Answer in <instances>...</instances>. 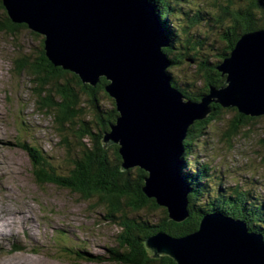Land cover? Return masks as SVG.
<instances>
[{
	"label": "water",
	"instance_id": "obj_1",
	"mask_svg": "<svg viewBox=\"0 0 264 264\" xmlns=\"http://www.w3.org/2000/svg\"><path fill=\"white\" fill-rule=\"evenodd\" d=\"M10 21L44 38L46 57L95 86L101 78L115 101L116 123L104 148L119 146L122 170L139 167L144 194L166 209L169 220L188 218L189 185L179 175L183 141L212 103L240 115L264 117V30L241 36L218 71L224 86L200 104L173 88L165 31L148 0H0ZM155 259L175 264H264V239L243 221L206 216L192 234L159 233L144 241Z\"/></svg>",
	"mask_w": 264,
	"mask_h": 264
},
{
	"label": "trees",
	"instance_id": "obj_2",
	"mask_svg": "<svg viewBox=\"0 0 264 264\" xmlns=\"http://www.w3.org/2000/svg\"><path fill=\"white\" fill-rule=\"evenodd\" d=\"M148 2L157 14L168 39V47L164 50L170 63L166 70L167 76L173 88L182 93L186 101L198 103L211 90L221 89L225 77H222L218 67L230 56L241 36L264 30V0H244L245 4L238 8L235 0H225V6L209 4L207 8L202 6L203 9L197 0ZM193 3L196 10L190 8ZM213 7L219 9L217 18ZM0 9L4 18L3 22L0 21L1 29L12 35L28 30L26 25H16L10 21L1 2ZM180 19L187 20L186 27L178 23ZM210 20L226 27L222 35L225 47L217 55L219 57L215 63L208 57H201L198 50L195 53V48L201 44L192 41L190 36L192 29ZM30 34L41 38V42L33 48V55L21 53L16 56L15 70L18 74L28 73L33 77L37 91L36 104L40 105L37 108L53 117L59 136L64 135L62 141L66 154L55 158L49 154L43 155L36 146L25 141L19 145L31 156L32 176L36 185L53 186L85 201L98 202L109 212L108 221L121 227L120 240L123 248L118 245L109 249L107 260L115 264H175L168 257L155 259L146 249L144 241L159 233H166L174 238L188 236L198 229L201 220L213 214L243 221L249 232L261 235L264 239V202L251 203L246 197L247 193L238 187L226 196L210 194V166L201 164L195 150L199 139L207 133L209 124L218 120L221 112L235 113L233 122L225 132L229 142L239 134L242 127L262 117H246L236 109L224 110L220 105L212 103L208 117L189 127L183 141L179 166L180 177L190 187L188 218L175 223L169 220L165 208L144 194V180L148 174L139 167L122 170L123 160L119 154V146L104 148L103 137L110 132L118 118L116 103L105 90L109 84L107 80L101 78L95 86H90L82 83L75 74L54 67L46 57L44 38L33 32ZM185 62L197 66L199 80L204 81L200 88L196 89L194 83L176 80L177 70ZM49 85L56 90L54 96L47 94ZM204 196L205 202L202 199ZM143 213L146 215L143 216ZM86 251L87 248L78 253H85L84 256L93 258Z\"/></svg>",
	"mask_w": 264,
	"mask_h": 264
},
{
	"label": "rangeland",
	"instance_id": "obj_3",
	"mask_svg": "<svg viewBox=\"0 0 264 264\" xmlns=\"http://www.w3.org/2000/svg\"><path fill=\"white\" fill-rule=\"evenodd\" d=\"M197 1L200 8H207L209 4H226L225 0ZM235 1L237 8L245 4L244 0ZM190 6L196 10L194 3ZM213 8L217 18L219 9ZM0 21H4L1 9ZM186 22V19L178 21L185 27ZM225 29L224 25L211 20L192 29V41L201 44L195 48V53L198 50L201 57H208L215 63L219 57L217 55L225 47L222 41ZM39 42L41 38L34 37L29 30L12 35L1 29L0 25V211L7 212L9 208L3 205V202H7L16 211L18 220L25 218V214L17 212L25 210L27 217H32L34 224V227H30L32 231L29 235L27 229L20 228L18 236L23 237L20 243L15 241L14 237H0V255L2 251L19 243L18 252L25 251L23 244L26 249L35 248L34 254L27 250L18 255L27 258L32 264H115L107 260V252L118 245L123 248L120 240L122 231L121 227L108 221L107 209L98 202L85 201L53 186L36 185L32 176L31 159L19 145L25 141L36 146L43 155L49 154L55 158L66 154L62 141L64 135L59 136L53 117L37 108L40 105L36 104L37 91L33 77L28 73L18 74L15 70L16 56L21 53L33 55V48L38 46ZM196 69V65L185 62L182 68L177 70L178 75L176 74L175 78L178 82L194 83L198 89L203 86L204 81L199 80ZM52 89V85H49L46 91L54 96L56 90ZM201 101L190 102L200 104ZM219 117L209 124L207 133L199 139L198 147L195 148L201 164L210 166L209 193L213 196H226L238 187L247 193L246 197L251 203L262 204L264 117L242 127L231 142L227 141L225 132L233 122L235 113L225 111L221 112ZM202 199L203 202L206 201L205 196ZM86 248L87 254L93 258L78 253ZM70 250H74V253Z\"/></svg>",
	"mask_w": 264,
	"mask_h": 264
},
{
	"label": "bare ground",
	"instance_id": "obj_4",
	"mask_svg": "<svg viewBox=\"0 0 264 264\" xmlns=\"http://www.w3.org/2000/svg\"><path fill=\"white\" fill-rule=\"evenodd\" d=\"M161 23V22H160ZM162 25V24H161ZM166 34V33H165ZM22 144V143H21ZM25 147V146H24ZM25 149V148H24ZM28 151V150H27ZM32 151V150H31ZM31 157V156H30ZM207 169V168H206ZM1 201V200H0ZM2 202V201H1ZM4 207L9 208L7 212H4L3 210L0 211V237H6L7 235H19L20 228L23 230L27 229L28 235L30 234V231L32 229L30 227H34V224H32V217L28 218L27 213L25 210H19L17 213L19 214H25V218L18 220L17 215L15 214L16 211H14L11 208V205L7 202H3ZM31 206V205H30ZM30 208V207H29ZM20 209V208H19ZM26 209V208H25ZM5 210V209H4ZM34 211V210H33ZM36 212V211H35ZM38 214V213H37ZM34 217V216H33ZM22 218V217H21ZM36 219V218H35ZM105 220V219H104ZM27 224V225H26ZM44 224V223H43ZM43 226V225H42ZM43 229V228H42ZM44 231V230H43ZM23 235V234H22ZM24 236V235H23ZM155 236V235H154ZM51 237V236H50ZM49 237V239H50ZM23 238V237H22ZM25 239V238H24ZM7 242V241H6ZM24 243V242H23ZM22 244V243H21ZM25 251L28 250V252L33 253L35 252L32 248L31 250L26 249V246L23 244ZM23 248V247H22ZM21 248V249H22ZM38 249V248H37ZM20 250V249H19ZM18 250V251H19ZM23 251V252H25ZM23 252H15L13 254H10L9 256H1L0 257V264H30L31 262L27 260V258H21L18 255H20ZM1 253V252H0ZM34 254V253H33ZM85 254V253H83ZM22 255V254H21ZM35 260V259H34ZM32 264V263H31Z\"/></svg>",
	"mask_w": 264,
	"mask_h": 264
}]
</instances>
